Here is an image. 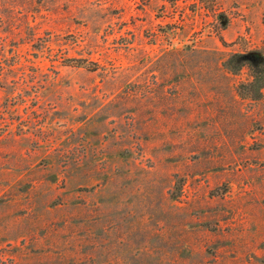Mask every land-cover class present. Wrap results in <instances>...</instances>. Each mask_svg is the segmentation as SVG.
Segmentation results:
<instances>
[{"label":"rangeland","instance_id":"1","mask_svg":"<svg viewBox=\"0 0 264 264\" xmlns=\"http://www.w3.org/2000/svg\"><path fill=\"white\" fill-rule=\"evenodd\" d=\"M264 0H0V264H264Z\"/></svg>","mask_w":264,"mask_h":264},{"label":"trees","instance_id":"2","mask_svg":"<svg viewBox=\"0 0 264 264\" xmlns=\"http://www.w3.org/2000/svg\"><path fill=\"white\" fill-rule=\"evenodd\" d=\"M177 2L179 0H170ZM226 69L237 74L242 69H247L251 80L242 83V86L257 89L260 93L264 90V42L261 46L245 52H236L226 61Z\"/></svg>","mask_w":264,"mask_h":264}]
</instances>
